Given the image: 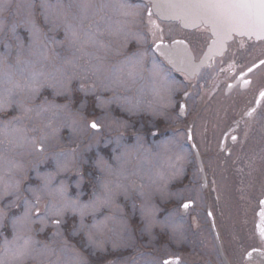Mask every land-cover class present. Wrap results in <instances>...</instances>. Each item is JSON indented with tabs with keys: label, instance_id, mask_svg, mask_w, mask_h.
Instances as JSON below:
<instances>
[{
	"label": "rangeland",
	"instance_id": "374dc122",
	"mask_svg": "<svg viewBox=\"0 0 264 264\" xmlns=\"http://www.w3.org/2000/svg\"><path fill=\"white\" fill-rule=\"evenodd\" d=\"M76 1L44 2L33 8V1L0 0V264H101L109 257H115L114 264H128L122 256L132 249L141 254L132 264H164L163 258L177 252L183 242L192 253L197 245L208 252L190 254L189 263L221 264L215 257L219 251L214 230L207 223L208 206L216 216L219 211L221 225L223 218L230 221L234 238H228L229 259L243 264L247 249L254 245L246 228H250V210L257 208L264 193V178L260 179L264 123L253 131L251 142H244L243 126L230 132L238 140L233 145L229 141L227 153L220 146L226 130L222 124L237 117L211 120L213 101L204 109L197 130L202 144L210 143L200 150L213 177L220 178L217 193L206 197L188 134L166 132L163 127L172 118L181 119L175 113L179 98L175 94L183 87L151 50L161 34L151 29L155 41L148 44V52L143 50L144 6L134 7L135 15L123 13L129 5L121 0L113 1L122 10L109 5L118 8L112 33L123 36L121 40L134 38L142 48L137 53L129 52L124 43L120 51L119 37L108 44L113 36L107 30L110 23L95 11V0L92 6L81 5V18H74L68 9ZM41 9L43 22L37 18ZM165 29L168 34L179 32L177 23H168ZM109 53L122 61L104 74ZM145 54L151 59L146 66ZM164 82L172 83L170 89ZM199 83L209 82L201 76ZM115 87L124 92L118 94ZM73 100L76 110L71 107ZM146 102L147 118L139 113ZM7 110L13 111L2 116ZM204 118L210 121L206 132L202 131ZM153 129L159 139L147 137ZM187 171L196 173L189 179L184 177ZM169 198L178 211L163 220ZM186 199L204 208L199 212L202 227L197 236L189 214L181 213L179 204ZM166 226L168 244L162 241Z\"/></svg>",
	"mask_w": 264,
	"mask_h": 264
},
{
	"label": "flooded vegetation",
	"instance_id": "af4514ba",
	"mask_svg": "<svg viewBox=\"0 0 264 264\" xmlns=\"http://www.w3.org/2000/svg\"><path fill=\"white\" fill-rule=\"evenodd\" d=\"M33 1V4H42L44 2H49L50 4H53L59 0H29ZM68 4L69 2H73L76 0H63ZM123 3H126L129 5V9H134L136 4L143 5V11L141 14V19L143 21V25L146 28L145 29V35L152 41V37L148 33L151 29L154 30V34L160 33L161 37L164 40L172 41L176 38L185 39L190 47L191 50L194 53V58L196 61H200L207 48L208 45L211 42L212 36L211 31L206 26H200L198 28L189 29L182 27L179 23V32L176 35H173V33L168 34L166 31V24L170 22H164L160 20L151 10L150 5L146 4L140 0H121ZM77 4L71 7V10H74L76 13L79 11V7L81 5H84L88 7V3L85 5L86 1H76ZM92 2V0H91ZM96 5L101 6V9L104 5H112L117 6L121 9L119 3L113 1V0H95L94 1ZM70 4V3H69ZM126 7V6H125ZM111 8V7H110ZM136 8V7H135ZM88 9V8H87ZM117 9H115V16L118 15ZM123 9V8H122ZM121 9V10H122ZM123 13L126 14L125 11ZM129 14H133L129 13ZM120 15V14H119ZM117 19V18H116ZM112 30H109L112 35H118L113 34ZM109 33V34H110ZM156 57V56H155ZM156 59L160 62H162L163 66H167L169 70L172 72V74L179 80V83L182 85L179 89L178 94H175V98L179 97L176 103V111L175 113L179 114L181 116V119L173 120L174 128H172L171 131L181 132L182 135L188 134L189 143L193 147V143L199 148L204 149V145H207L210 143V140L208 143L202 144V141L199 139V131L197 130V127H199V120L200 117L203 116L202 112H205L204 109L207 108L209 103H212L213 101V108L209 109V116H211V120L213 118L220 119V122L223 121L224 118H229L230 116L237 117V120H226L224 124H222V130L223 126L225 127V133L223 139L221 140L220 146L222 148H226L227 153L231 152V148H228L229 141L232 142V145L237 142L238 136L235 133L236 130H239L241 126H243V130H246V138L244 142H251V138L253 139V131L256 130L258 127H260L264 123V40L256 41L254 39H248L246 37H235L230 43H228V47L223 52H217L215 53L210 60L208 61V64L203 67L200 72L193 78L189 77L186 73L183 72H176L173 68L168 65L167 62H165L164 59L160 58L159 56L156 57ZM190 68L189 66H186ZM208 74H211L210 77H208ZM201 76H204L206 80L209 82L207 83H199V78ZM183 80V81H182ZM211 80V81H210ZM183 83H182V82ZM194 102V106H192V101ZM182 110V112H181ZM204 110V111H203ZM208 111V110H207ZM207 114V113H206ZM176 116V115H175ZM209 119H205L203 121V130L206 132V128L210 127ZM243 123V124H242ZM245 123L247 125H245ZM234 131L233 134L230 132ZM158 131H156L157 133ZM229 135H231L229 137ZM192 138V139H191ZM188 143V140H187ZM188 143V144H189ZM189 144V146H190ZM231 147V146H230ZM202 159L204 162L205 159L203 156H205L204 152L202 150ZM198 168L197 171L202 173V176H200V180L203 179L202 183V190L204 195L212 196L214 193H217V182L220 181V178L218 179V176L213 177L212 171L210 170L209 166L205 164V173L207 181H204L205 174L203 170L201 169L198 160H197ZM227 163H225L226 165ZM173 168L171 169L172 172ZM195 171L193 173H189V171L185 172V176H189V179L192 178V176L195 175ZM264 178V174H261L260 179ZM180 186V185H179ZM181 187V186H180ZM174 188V185H170L169 189L172 190ZM264 197L263 195L259 198V205L255 210H250L249 214V225H246V228L249 230L254 245L252 247H249L247 251L250 249H257V250H264V241L258 236L256 231L257 221H258V212L259 209H261V203L262 199ZM186 201H192L189 205H187V208H185L184 211H182V214H189L190 221L189 224L192 227V233L197 236V232L199 231L200 227H202L199 222V212H204V208H200L198 204H196V201L193 199H186L183 200V203ZM177 206H175L176 210ZM192 209H195L194 211L195 216L194 219L191 217V211ZM178 211V210H177ZM176 211V212H177ZM174 210H168L165 214V218L168 220L173 214ZM180 214V215H182ZM194 215V214H193ZM207 223L211 226V229L214 230L213 238L215 242H217L218 246V255L215 257H219V260L221 261V264L224 263L223 256L224 254L229 259V249H228V243L229 237L234 238L232 235V232L230 230L231 223L227 218L222 219V225L221 221L219 220V211L218 215L216 216V212L214 211V219L216 217V222L214 227V224L211 220L210 215V206H208L207 211ZM205 223V224H207ZM204 225V224H203ZM169 227L166 226L164 229V241L166 244L168 242L166 240H169L170 237V231ZM219 235V236H218ZM183 242L179 250L177 252H174L170 255H166V258L169 257H175L177 258V264H191L189 263L190 254L196 255V256H204V253L208 255V252H204L201 249L200 245H197V248L194 250V253L191 252L192 248ZM171 249L172 246L170 245ZM246 251V253H247ZM224 252V254H223ZM245 253V255H246ZM163 258L164 262L165 259ZM245 258V257H244ZM230 260V259H229ZM231 262V261H230ZM231 264H234L231 262ZM243 264H261V261L259 259L251 260V261H245Z\"/></svg>",
	"mask_w": 264,
	"mask_h": 264
},
{
	"label": "water",
	"instance_id": "95a60500",
	"mask_svg": "<svg viewBox=\"0 0 264 264\" xmlns=\"http://www.w3.org/2000/svg\"><path fill=\"white\" fill-rule=\"evenodd\" d=\"M152 3L154 12L166 21H180L185 27L205 24L211 28L214 40L206 57L226 47L235 35L264 39V0H144ZM172 45V46H171ZM158 42L159 52L176 70L185 69L182 62L193 58L184 40L171 43ZM207 59V58H206ZM194 61V59H193ZM207 62H197L198 70ZM194 76V74H191ZM198 153V151H197ZM264 205V201H263ZM258 233L264 238V208L259 221ZM252 251L249 255H251ZM226 264H230L225 257Z\"/></svg>",
	"mask_w": 264,
	"mask_h": 264
},
{
	"label": "trees",
	"instance_id": "16d2710c",
	"mask_svg": "<svg viewBox=\"0 0 264 264\" xmlns=\"http://www.w3.org/2000/svg\"><path fill=\"white\" fill-rule=\"evenodd\" d=\"M96 5V4H95ZM91 6H92V4H91ZM95 9V11H97L98 12V14H99V16H101V17H103L104 19H107L108 21H109V23H110V28H109V30H112V29H114V28H112L114 25L112 24L113 22L112 21H114V20H116V17H115V9H113V8H110V6L109 5H104L103 6V8L101 9V6H99V5H96V7L94 8ZM94 9H93V11H94ZM68 10H70V14L71 15H73L74 16V18H76V19H80L81 17H78V15H81V7H79V11H78V13H76L74 10H71V9H68ZM10 18H12V16H10L9 17V19ZM8 24L9 25H11V22H8ZM14 25H16V24H14ZM87 25H88V27H91V25L90 24H88L87 23ZM16 26H18V24L16 25ZM20 26V25H19ZM84 28H85V26H84ZM65 29H67L66 27H65ZM85 30L87 31V29L85 28ZM88 33H90L91 31H87ZM140 34H141V32H140ZM80 35H81V37L82 38H84V36H85V34L84 33H80ZM47 37H51L52 39H54V36H47ZM114 37H119L120 38V41H119V43L117 44V46H118V49L120 50V51H123V49L121 50V47H122V44L124 43L125 44V46H126V48L128 49V51L129 52H139V50H141L140 49V47H137V41H135L134 40V38H128V39H122L121 40V37H123V36H119V35H113V36H111V38H110V40L108 41V44H110V43H112L113 42V40H114ZM127 41V42H126ZM126 42V43H125ZM50 43H54V45H55V41H53V40H51L50 41ZM114 45L116 44V43H113ZM29 45H30V43H28L27 42V38L25 39V46H24V48L25 49H28L29 48ZM88 46H89V44H87ZM125 48V47H124ZM68 52H71L70 50H68ZM144 52V51H143ZM146 55V54H145ZM145 55H144V57H145ZM128 57H130V55H128ZM106 58V60L107 61H105V62H107V65H105V67L103 68V71L105 70V72H104V74L105 73H111L112 71H113V69H114V67L118 64V63H120L121 61H122V58L121 57H117L116 56V53H109V54H107V56L105 57ZM6 59L8 60V59H11V57L9 56V57H6ZM30 61H34V58H32V57H30ZM78 65H80V66H83L84 64L83 63H81V62H78ZM87 73H88V70H87ZM103 74V75H104ZM85 78H87V77H85ZM149 84V83H148ZM140 85V84H139ZM115 89H116V87H115ZM136 90V89H135ZM137 90H140L139 88H137ZM78 93H79V95L80 94H82L81 93V91H78ZM44 94V96H46V92H44L43 93ZM43 96V97H44ZM47 97H50L49 95H47ZM52 98V97H51ZM46 99H49V98H46ZM75 101L73 100V102H72V106L71 107H73V109H75L76 110V104L74 103ZM142 106H145L146 105V103H143V104H141ZM12 111L13 110H7L5 113H4V111H2L1 112V115L2 116H8L10 113H12Z\"/></svg>",
	"mask_w": 264,
	"mask_h": 264
},
{
	"label": "bare ground",
	"instance_id": "6f19581e",
	"mask_svg": "<svg viewBox=\"0 0 264 264\" xmlns=\"http://www.w3.org/2000/svg\"><path fill=\"white\" fill-rule=\"evenodd\" d=\"M26 2H28L29 0H25ZM30 2V1H29ZM88 3H91V0H86V2H85V5H87ZM27 5H29V4H27ZM26 5V6H27ZM137 6H139L138 4H136V6L135 7H137ZM25 8V7H24ZM27 8V7H26ZM123 11H125L126 13H134L135 15H136V13L138 12V11H136L135 9H129V8H127V7H123ZM51 12V11H50ZM55 12V11H54ZM53 11L51 12V13H54ZM137 61L135 62V63H137V62H139V60H140V57H137V58H135ZM135 59H133V61L135 60ZM132 61V62H133ZM135 63H134V65H135ZM185 63H189V62H185ZM171 82H164V87L166 88V90H168V89H170V87H171ZM174 171V170H173ZM148 212H151V208L149 207L148 208ZM173 227L175 228V229H179V224H177V223H174L173 224ZM71 261V260H70Z\"/></svg>",
	"mask_w": 264,
	"mask_h": 264
}]
</instances>
